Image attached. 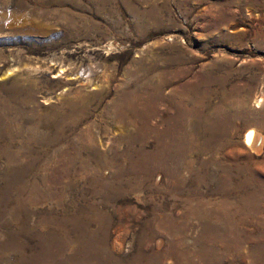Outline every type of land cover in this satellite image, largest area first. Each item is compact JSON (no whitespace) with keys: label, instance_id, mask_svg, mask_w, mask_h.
<instances>
[{"label":"rangeland","instance_id":"1","mask_svg":"<svg viewBox=\"0 0 264 264\" xmlns=\"http://www.w3.org/2000/svg\"><path fill=\"white\" fill-rule=\"evenodd\" d=\"M163 68L190 69L180 84L236 117L225 149L235 157L207 167L229 176H146L147 164L123 159L126 131L105 112ZM263 90L264 0H0V264H130L139 248L163 264H264ZM79 95L85 117L52 148L24 144L54 138L41 115ZM94 240L98 260L80 247Z\"/></svg>","mask_w":264,"mask_h":264},{"label":"bare ground","instance_id":"2","mask_svg":"<svg viewBox=\"0 0 264 264\" xmlns=\"http://www.w3.org/2000/svg\"><path fill=\"white\" fill-rule=\"evenodd\" d=\"M179 62H181V59ZM189 71L190 69L188 68H182L181 70H172L171 68L157 69L147 74V76L142 79L140 78L141 80H136V82L131 85L128 84V86H123L121 89L119 88L118 94L116 93L117 96L110 105V110L105 112V117L111 120V125L119 127L121 130H124L123 132L126 131L125 135L121 132L123 136H117V139L124 143L128 151L125 153L123 159L135 166H137L138 163L147 164L145 169L146 176H150L153 171L159 169H171L178 173V170L183 168L186 169L187 173L189 171L196 177H214L216 175L220 177L229 176L226 173L223 175L221 174V176L219 174L222 171L217 174L215 171H209L207 167L211 162L215 163L213 166L216 164L220 165L221 161L216 158L218 154L224 153L226 157L233 156L232 150H225L231 145L229 131L226 130V127L229 126L235 116H229V113L222 112L225 109L224 102H219V104L210 105L205 108V105L208 104L207 102L209 101V93L197 90L196 88L198 86L195 85V88L191 80H186L183 84H180V81L188 75L187 73ZM103 74H105V72ZM203 75L204 74H200L199 76L203 77ZM206 80L209 81L208 79ZM220 82L221 81H219V83ZM207 86H210V84ZM103 87L106 88L105 86ZM100 90L97 92L95 91L92 96L98 98L102 92H105V90ZM106 93L108 94V92ZM86 110L87 100L82 95L66 99L59 106L48 107L45 113L41 115L39 124L45 128H49L54 127L52 124L54 122V138L45 140L47 135L46 132H41L39 134L36 132L27 140H24V144H29V142L34 139L45 143L39 149L43 148L45 151L48 150V148H52L53 145L63 137V131L73 127L79 119L85 117ZM260 121H255V125L261 126L260 123L264 125V120ZM254 130L253 128H249L244 135V142L250 148L253 146ZM84 134L85 137H91L89 132ZM148 137L151 138V141L153 139L156 143L151 151L146 150V139ZM134 143H138L136 149L131 148ZM78 147L79 145L75 144V148L78 149ZM20 149H22V146ZM92 151L97 156L100 154L94 147H92ZM202 153L206 154L207 159L202 160L196 170H194L195 168L192 165L194 163H190L194 160L196 161V158H199ZM60 157L61 159L67 158L64 157L63 154H61ZM224 170L226 171L228 169ZM229 172L231 173V171ZM82 245L84 252H87L89 258L93 256L98 260V252L95 250V240L89 241L88 244H83L82 242L80 247ZM143 250L144 249L139 248L137 254L139 258L132 261V264H163L159 258L158 252L155 251L146 255L144 260ZM175 264L179 263L175 262Z\"/></svg>","mask_w":264,"mask_h":264}]
</instances>
